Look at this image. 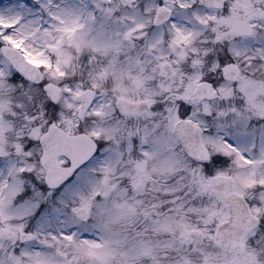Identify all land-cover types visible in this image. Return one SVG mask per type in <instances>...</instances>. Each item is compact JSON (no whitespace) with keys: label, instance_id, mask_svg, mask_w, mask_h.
Returning a JSON list of instances; mask_svg holds the SVG:
<instances>
[{"label":"snow or ice","instance_id":"snow-or-ice-1","mask_svg":"<svg viewBox=\"0 0 264 264\" xmlns=\"http://www.w3.org/2000/svg\"><path fill=\"white\" fill-rule=\"evenodd\" d=\"M0 264H264V0H0Z\"/></svg>","mask_w":264,"mask_h":264}]
</instances>
